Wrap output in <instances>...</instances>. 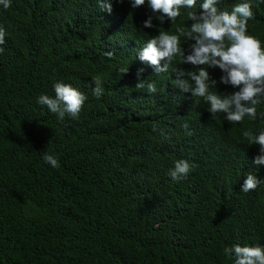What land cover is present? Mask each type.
<instances>
[{"label": "trees", "instance_id": "obj_1", "mask_svg": "<svg viewBox=\"0 0 264 264\" xmlns=\"http://www.w3.org/2000/svg\"><path fill=\"white\" fill-rule=\"evenodd\" d=\"M241 2L254 14L246 34L264 48L262 0H218L216 7L231 12ZM201 3L181 8L162 24L165 32L190 28L187 13ZM111 7L102 11L97 0L0 5V264H234L226 247H264V184L240 191L253 168L242 158L215 163L200 137L207 128L234 134L242 152L245 131H264V98L256 120L230 123L223 113L212 116L203 98L178 95L176 102L137 88L141 69L139 79L151 83L138 42L157 35L161 23L153 18L155 27H143L147 2L133 9L130 0H112ZM192 43L180 36L185 54ZM174 61L199 71L179 54ZM201 67L217 81L209 92L238 90L219 83V68ZM57 82L87 97L77 118L61 121L37 103L42 94L54 97ZM45 153L59 166L45 163ZM177 160L193 167L174 181Z\"/></svg>", "mask_w": 264, "mask_h": 264}, {"label": "clouds", "instance_id": "obj_2", "mask_svg": "<svg viewBox=\"0 0 264 264\" xmlns=\"http://www.w3.org/2000/svg\"><path fill=\"white\" fill-rule=\"evenodd\" d=\"M102 11L111 13L112 0H97ZM122 2V0H117ZM147 7L151 15L143 22L144 28H153V18L161 25H156L161 31L157 35L138 42L139 51L137 58L144 67L147 78L151 83H145L137 74V88L147 87L152 96L165 95L170 101L180 102L176 96L186 98H203L209 105L207 111L214 116L223 113L230 123H240L247 116L252 120L257 119L256 106L264 98V48L256 37L247 35L248 21L253 19L250 2H241L233 6L231 12L218 11V0H202L200 11H189L185 28L178 26L179 35L166 33L162 25L165 21H175L180 16L181 8L196 9L197 0H147ZM145 0H130V6L135 9L146 4ZM264 2V0H262ZM0 5L5 9L10 7V0H0ZM192 22H191V21ZM5 29L0 26V45L5 43ZM180 36L193 41L187 54L181 50ZM4 49L0 47V54ZM182 57V62L198 68V72L179 69V64L174 61L177 55ZM107 55H111L110 53ZM219 68L222 75L219 83L230 85L231 94L219 95L209 92V84L217 86V81L211 79L206 68ZM180 67V66H179ZM124 70V72H126ZM93 95L100 98L103 94L101 79L96 77L93 81ZM54 97L40 95L37 103L46 106L50 113L56 114L61 121L65 116L77 118L87 97L69 84L57 82L53 85ZM199 103V100L196 101ZM260 117L264 118V112ZM184 128L188 125L185 123ZM155 132L156 129L153 128ZM163 134V133H162ZM183 141L190 136V127L180 133ZM244 137L249 143L244 144L241 152L242 141L234 134L207 128L201 139V147L210 151V157L215 163L233 162L242 158L254 170L249 173L240 191L248 193L254 191L260 183L264 184V131L253 135L245 131ZM254 145V146H253ZM234 149L238 152L235 157L228 155ZM244 159H250L246 162ZM45 163L51 167L59 166L58 160L50 154L43 156ZM192 165L187 160H177L170 169L169 175L174 181L186 177L192 170ZM234 264H264V247L234 245L224 249Z\"/></svg>", "mask_w": 264, "mask_h": 264}]
</instances>
